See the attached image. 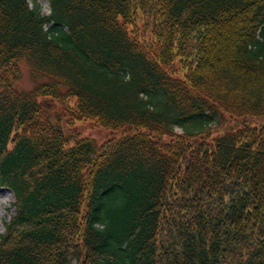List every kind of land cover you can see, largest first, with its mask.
<instances>
[{"label": "trees", "instance_id": "trees-1", "mask_svg": "<svg viewBox=\"0 0 264 264\" xmlns=\"http://www.w3.org/2000/svg\"><path fill=\"white\" fill-rule=\"evenodd\" d=\"M39 1L0 0V264H264V0Z\"/></svg>", "mask_w": 264, "mask_h": 264}, {"label": "rangeland", "instance_id": "rangeland-1", "mask_svg": "<svg viewBox=\"0 0 264 264\" xmlns=\"http://www.w3.org/2000/svg\"><path fill=\"white\" fill-rule=\"evenodd\" d=\"M33 4V2L31 1ZM43 12L48 13L50 8L49 0L40 1ZM22 77L16 86L19 90H29L33 87L34 82L30 78V67L26 60L20 63ZM76 134L71 139L77 137H92L95 138L99 144L110 138H117L120 136L119 130L106 128L98 124L94 119L78 120L76 123ZM14 195L13 192L5 187L0 188V233L4 231V223L9 220L10 216L14 213Z\"/></svg>", "mask_w": 264, "mask_h": 264}, {"label": "clouds", "instance_id": "clouds-1", "mask_svg": "<svg viewBox=\"0 0 264 264\" xmlns=\"http://www.w3.org/2000/svg\"><path fill=\"white\" fill-rule=\"evenodd\" d=\"M29 7L31 8V7H32V5H31V4H29ZM48 14H49V15L51 14V10H50V8L48 9Z\"/></svg>", "mask_w": 264, "mask_h": 264}]
</instances>
